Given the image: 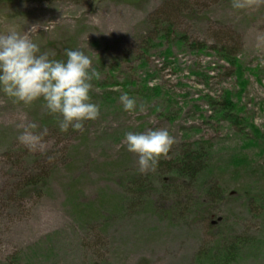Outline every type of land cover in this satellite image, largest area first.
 <instances>
[{"label":"rangeland","instance_id":"obj_1","mask_svg":"<svg viewBox=\"0 0 264 264\" xmlns=\"http://www.w3.org/2000/svg\"><path fill=\"white\" fill-rule=\"evenodd\" d=\"M169 25L172 38H158ZM9 29L52 59L88 55L100 115L62 133L42 99L0 93V264H200L231 245V264H264V139L254 136L264 132V0L240 10L232 0H0V33ZM227 91L238 112L223 113ZM125 93L143 113L124 111ZM27 122L48 129L45 153L18 142ZM149 129L174 142L141 174L124 134ZM197 144L207 169L177 177L171 162ZM44 172L43 193L21 192Z\"/></svg>","mask_w":264,"mask_h":264},{"label":"clouds","instance_id":"obj_2","mask_svg":"<svg viewBox=\"0 0 264 264\" xmlns=\"http://www.w3.org/2000/svg\"><path fill=\"white\" fill-rule=\"evenodd\" d=\"M250 6V0H232L233 9ZM264 41V37L259 38ZM66 59L57 60L41 52L40 47L28 35L15 29L0 33V93L13 103L31 105L42 99L48 113L60 117V132L84 130L85 121H94L100 108L91 102L93 80L100 73L92 67L91 58L81 50H65ZM124 111L143 113L144 106L125 93L119 97ZM25 119V118H22ZM22 129L17 140L31 152L45 153V137L48 129L38 130L35 122L19 125ZM174 138L167 129H149L143 133L126 132L123 143L128 152L138 156V171L143 174L154 170L159 157L167 153ZM51 162L54 157H49Z\"/></svg>","mask_w":264,"mask_h":264},{"label":"trees","instance_id":"obj_3","mask_svg":"<svg viewBox=\"0 0 264 264\" xmlns=\"http://www.w3.org/2000/svg\"><path fill=\"white\" fill-rule=\"evenodd\" d=\"M118 1L137 5L142 0H118ZM173 33L174 31L169 25L168 28L166 29V32H164L163 34H160L158 38H161V40L168 41L170 38H172ZM178 43H180L181 45L187 43L186 36H181L179 38ZM192 46L194 47V49H196L199 52L207 51V47L204 46L203 44L195 42L192 44ZM220 51L222 52L226 61L230 65H233L235 67V73L238 74L239 66H240L238 58L236 56H232L229 50L221 49ZM241 84H242L241 85L242 89L239 92V96L242 95L246 87V82L242 78H241ZM105 85H108V83H105ZM105 85L103 84L102 86L104 87V95H105L104 99L107 100V99H110L111 97L109 96V93L106 92L107 86ZM125 85H129V84L126 83ZM232 98H233L232 93L230 91H227L225 95L223 107H222L224 114L233 112L235 110H237V112L239 111L238 105L233 102ZM256 131L257 130L255 129L254 130L255 139H257L258 137V139L263 140L264 132H259V131L256 132ZM196 146H197V150H194V149L183 150L182 153L179 156H177L173 162H171L170 165H172L173 167L170 168L169 170L172 169L174 171V174L177 177L184 178V176H188L187 178L194 181L195 177L197 178L200 172H202L204 169L205 170L207 169L208 158H209V153H207L208 150H202V148H199L198 144ZM48 180H50V176L49 174L47 175L46 172L37 174L36 176H32L31 178H29L23 183L21 192L23 194H26V196L27 195L30 196L33 194L40 195L41 193L44 192L45 188L47 187ZM243 245H244V242L239 240L237 244L235 245V247L241 248L243 247ZM234 252L235 250L232 245L228 247L226 252H221L220 250L217 254L215 253L212 254L208 252V254L204 255L203 263L201 262L199 263L200 264H205V263L207 264H231V262L233 261L235 257Z\"/></svg>","mask_w":264,"mask_h":264}]
</instances>
